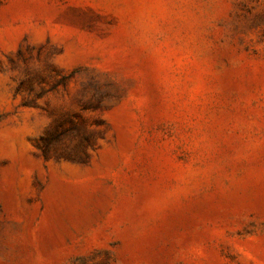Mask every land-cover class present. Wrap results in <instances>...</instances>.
I'll return each mask as SVG.
<instances>
[{
    "label": "rangeland",
    "instance_id": "1",
    "mask_svg": "<svg viewBox=\"0 0 264 264\" xmlns=\"http://www.w3.org/2000/svg\"><path fill=\"white\" fill-rule=\"evenodd\" d=\"M0 264H264V0H0Z\"/></svg>",
    "mask_w": 264,
    "mask_h": 264
}]
</instances>
